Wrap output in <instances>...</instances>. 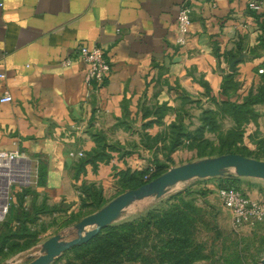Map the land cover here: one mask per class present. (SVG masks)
<instances>
[{
  "label": "crops",
  "instance_id": "obj_1",
  "mask_svg": "<svg viewBox=\"0 0 264 264\" xmlns=\"http://www.w3.org/2000/svg\"><path fill=\"white\" fill-rule=\"evenodd\" d=\"M247 1L0 0V97L11 96L0 101V150L37 160L33 187L53 202H76L90 183L111 192L122 172L145 165L142 142L174 120L172 108L201 111L228 73L246 93L262 81L264 10L249 12ZM79 46L104 50L102 83L85 80ZM164 104L163 124L153 123ZM238 187L264 197V180Z\"/></svg>",
  "mask_w": 264,
  "mask_h": 264
},
{
  "label": "rangeland",
  "instance_id": "obj_2",
  "mask_svg": "<svg viewBox=\"0 0 264 264\" xmlns=\"http://www.w3.org/2000/svg\"><path fill=\"white\" fill-rule=\"evenodd\" d=\"M263 85L259 81L247 93L238 86L224 91L220 85L217 94L206 90L207 105L201 111L172 108L174 120L142 142L150 153L135 171L151 175L160 166L163 173L228 153L264 161V99L253 104L249 99L250 92L257 94ZM170 110L165 104L154 110L159 116L153 123L163 124ZM253 179L226 168L217 175L179 181L161 196L132 202L91 243L71 247L49 264H261L264 218L235 227L219 196L223 186H241ZM138 182L136 177L126 185L118 183L111 192L90 183L79 190L76 202H53L34 187L17 189L7 217L0 222V264H28L44 252L43 243L50 237H75L82 218ZM260 192L264 195V190ZM111 233L115 241L98 246Z\"/></svg>",
  "mask_w": 264,
  "mask_h": 264
},
{
  "label": "built area",
  "instance_id": "obj_3",
  "mask_svg": "<svg viewBox=\"0 0 264 264\" xmlns=\"http://www.w3.org/2000/svg\"><path fill=\"white\" fill-rule=\"evenodd\" d=\"M247 9L249 12L264 10V0H248ZM186 7H181L177 15V29L179 36L178 43L183 46L186 43L189 33L190 20ZM76 57L87 65L85 80H95L102 83L111 66L104 50L100 46L88 48L79 46ZM70 60H64L69 64ZM264 72V62L258 67L257 73ZM4 74H0V78ZM11 96L5 94L0 101H10ZM73 155V153H71ZM78 155H83L79 152ZM39 164L37 160L26 157L18 150H0V222L8 213L14 192L19 188L36 186L38 179ZM147 176H145L146 178ZM221 202L231 215V221L235 227H240L264 218V198H252L239 187H227L219 190Z\"/></svg>",
  "mask_w": 264,
  "mask_h": 264
},
{
  "label": "water",
  "instance_id": "obj_4",
  "mask_svg": "<svg viewBox=\"0 0 264 264\" xmlns=\"http://www.w3.org/2000/svg\"><path fill=\"white\" fill-rule=\"evenodd\" d=\"M226 168H233L240 176L264 180V161L237 153L204 158L171 167L137 188L129 189L117 195L97 212L82 218L76 224L77 234L75 237L64 240L61 235L56 234L47 239L43 243L44 252L28 264H49L55 257L74 245L86 243L102 228L118 218L121 212L134 201L149 196H161L169 186L179 181L193 177L217 175ZM87 226H92V228L85 230ZM261 264H264V258L261 259Z\"/></svg>",
  "mask_w": 264,
  "mask_h": 264
},
{
  "label": "trees",
  "instance_id": "obj_5",
  "mask_svg": "<svg viewBox=\"0 0 264 264\" xmlns=\"http://www.w3.org/2000/svg\"><path fill=\"white\" fill-rule=\"evenodd\" d=\"M233 75H234L233 73H228L225 76V79L223 80V83H222V88L224 89V91L229 90V89H235L237 87V83L233 80ZM260 76L262 77V81H264V72L261 73ZM251 90H254V89L252 88ZM256 90H258L257 94H254V91H251L250 94H249L250 95L249 99H250L251 104L256 103V102H260L261 100L264 99V85L263 86H258V88ZM159 168H160V166H157L158 170L155 173L151 174V175H150V173L148 174L145 171L143 173L142 171H139V170H138L139 172L138 171L129 172V170H126V171L122 172V174H121L120 180H122V182H120V186L121 185L122 186L126 185V183L128 181L135 180L136 177H138L139 178V182L135 186L132 187V188H136V187H138V186L150 181L151 179L155 178L156 176L160 175L162 173V171H160ZM145 176H147V177L145 178ZM42 179H43V175H42V172L39 169V171H38V179H37L36 185H40L41 182H42ZM32 187L33 186H29V187H26L25 189H29V188H32ZM227 187H238V186H236V185L223 186V188H227ZM82 189H85V188L82 187ZM9 209H10V207H9ZM8 213H9V210H8ZM8 213L6 214L5 218L7 217ZM172 215H174V213H172ZM5 218H4V220H5ZM107 228L102 229L98 234H96L94 237H92L86 243H83L81 245H74L71 249H76V248H79V247H82V246H85V245L91 243L93 240H95L100 235V233L102 231L106 230ZM109 241H115L114 236H113L112 233L107 235V237L105 239V243H101L98 246H101V248H102L104 246V244H107ZM105 248H107V247H105Z\"/></svg>",
  "mask_w": 264,
  "mask_h": 264
}]
</instances>
